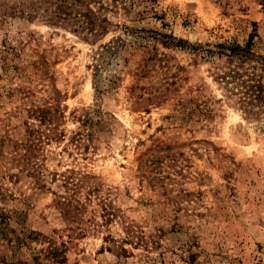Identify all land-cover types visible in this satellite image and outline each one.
<instances>
[{
    "label": "rangeland",
    "instance_id": "obj_1",
    "mask_svg": "<svg viewBox=\"0 0 264 264\" xmlns=\"http://www.w3.org/2000/svg\"><path fill=\"white\" fill-rule=\"evenodd\" d=\"M85 4L0 0V264H264V0Z\"/></svg>",
    "mask_w": 264,
    "mask_h": 264
},
{
    "label": "trees",
    "instance_id": "obj_2",
    "mask_svg": "<svg viewBox=\"0 0 264 264\" xmlns=\"http://www.w3.org/2000/svg\"><path fill=\"white\" fill-rule=\"evenodd\" d=\"M111 1L117 2L119 0ZM53 2L57 10H63L72 16L74 24L82 30H86L89 33H95L99 29L105 28L103 25V22L107 21L105 16L99 17L89 4H85L82 8L81 0H53ZM256 36V28H253L243 44L238 42H220L214 44L213 48H210L209 45L206 44L207 48H204L203 46H195V49L198 47L204 48V51L202 52L204 56L218 53L229 59L235 58L237 62L241 63V65L245 62L250 63L249 68H253L254 70H264V55L259 54L254 50V39ZM181 43L180 40H177L175 45H182ZM247 71L248 70H244L243 72H240L237 67H233L229 68L227 72L220 73L217 77L225 81V83H239V85L245 87L244 94H246V96H243V100H247V103L264 107V72ZM51 253L54 257L59 252L56 249H52Z\"/></svg>",
    "mask_w": 264,
    "mask_h": 264
}]
</instances>
